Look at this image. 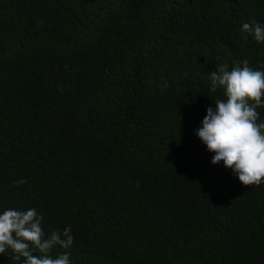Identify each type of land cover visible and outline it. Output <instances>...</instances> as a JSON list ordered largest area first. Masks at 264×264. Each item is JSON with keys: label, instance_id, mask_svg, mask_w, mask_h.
<instances>
[{"label": "trees", "instance_id": "obj_1", "mask_svg": "<svg viewBox=\"0 0 264 264\" xmlns=\"http://www.w3.org/2000/svg\"><path fill=\"white\" fill-rule=\"evenodd\" d=\"M244 23L264 0H0V213L70 226L71 264H264V182L196 135L209 73L264 71Z\"/></svg>", "mask_w": 264, "mask_h": 264}, {"label": "clouds", "instance_id": "obj_2", "mask_svg": "<svg viewBox=\"0 0 264 264\" xmlns=\"http://www.w3.org/2000/svg\"><path fill=\"white\" fill-rule=\"evenodd\" d=\"M242 32L264 42V26L259 23H244ZM233 65L230 70L227 64L219 65L208 74L210 91L220 89L223 98L214 101L215 110L206 109L196 135L214 154L212 164L222 161L243 186L259 185L264 182V122H258L257 109L264 107V71L253 70L247 60ZM42 220L35 208L0 213V254H7L13 264H71L67 253L51 255L57 246L72 247L71 227L46 234Z\"/></svg>", "mask_w": 264, "mask_h": 264}]
</instances>
